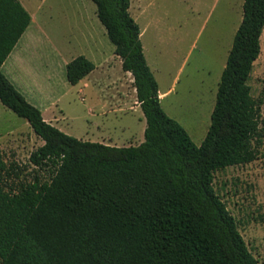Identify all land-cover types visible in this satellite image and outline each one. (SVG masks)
Segmentation results:
<instances>
[{
  "label": "trees",
  "instance_id": "16d2710c",
  "mask_svg": "<svg viewBox=\"0 0 264 264\" xmlns=\"http://www.w3.org/2000/svg\"><path fill=\"white\" fill-rule=\"evenodd\" d=\"M92 1L134 77L145 141H83L46 122L2 71L31 16L19 0H0V101L44 142L30 163L49 174L29 181L0 158V264H259L214 181L220 170L255 161L264 137L249 85L262 53L264 0L244 1L201 146L162 106L131 0ZM94 69L79 56L68 81L77 85Z\"/></svg>",
  "mask_w": 264,
  "mask_h": 264
},
{
  "label": "rangeland",
  "instance_id": "374dc122",
  "mask_svg": "<svg viewBox=\"0 0 264 264\" xmlns=\"http://www.w3.org/2000/svg\"><path fill=\"white\" fill-rule=\"evenodd\" d=\"M30 1L32 5L55 7L61 12L76 0ZM83 1L97 8L92 0ZM131 1V13L145 31L141 41L146 59L161 89L170 91L163 102L165 111L186 129L197 146H201L211 126L222 74L243 20L244 0H141L146 7L145 13L138 11V0ZM58 17L66 29L63 14L58 13ZM99 24L106 32L104 50L110 53L115 46L106 28L100 21ZM262 48L264 50V43ZM101 58L96 56L92 62L97 64ZM116 72L125 96L130 93L129 79L121 76L120 69L117 68ZM129 77L134 80L132 75ZM249 85L253 98L260 105L261 127L264 128V51L255 62ZM79 88L64 95L60 107L70 118L67 120L70 123L68 131L77 135L74 137L80 135L82 138L88 125L81 119L83 105ZM106 94L110 93H102ZM135 98L137 100V95ZM139 118L145 120L142 109L126 113L123 121L126 126V142L123 144L126 147L138 146L145 141L144 124ZM120 125L123 124L120 122ZM42 144L29 123L0 101V158L9 165L17 164L23 168L22 178L30 181L39 174L42 180H46L49 179L47 171L35 169L30 163V156ZM258 150L255 161L216 172L214 188L237 220L249 250L259 264H264V137Z\"/></svg>",
  "mask_w": 264,
  "mask_h": 264
},
{
  "label": "crops",
  "instance_id": "0c3cea01",
  "mask_svg": "<svg viewBox=\"0 0 264 264\" xmlns=\"http://www.w3.org/2000/svg\"><path fill=\"white\" fill-rule=\"evenodd\" d=\"M19 1L29 12L31 23L3 64L4 75L29 103L41 110L46 122L71 136L77 135L68 131L67 127L70 123L67 120L70 118L60 104L64 95L80 86L78 93L82 94L83 105L81 119L87 123L88 131H85L82 138L80 135L76 138L124 147L126 126L123 121L126 113L142 108L138 98L137 100L135 98L137 90L133 85L134 80L129 77L132 73L123 70L122 59L115 50L110 49V53L104 50V44L107 45L106 32L99 24L98 9L83 0H76L71 6L62 8L61 12L55 7L32 5L30 0ZM138 1V11L145 13V5L141 0ZM131 11H133V1H131L130 13ZM58 13L63 14L66 29L60 24ZM144 33L141 28V39ZM262 43H264V31L261 37ZM263 51L262 48V53ZM79 56H84L90 61L96 56L102 58L97 64L93 62L95 69L88 76L77 85H72L67 78V66ZM117 68L121 70V76L129 79L130 93L125 96L121 92L123 87L119 86ZM102 93L110 94L102 95ZM169 94L170 91H163L159 84L162 106ZM119 98L122 99L121 103ZM163 108L165 110L164 106ZM139 121L144 124L145 137L146 119L139 118ZM120 122L123 125H120ZM96 130L104 133H97Z\"/></svg>",
  "mask_w": 264,
  "mask_h": 264
}]
</instances>
